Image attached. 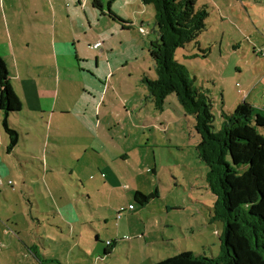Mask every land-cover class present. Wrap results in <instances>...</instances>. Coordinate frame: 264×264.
<instances>
[{
  "label": "rangeland",
  "instance_id": "1",
  "mask_svg": "<svg viewBox=\"0 0 264 264\" xmlns=\"http://www.w3.org/2000/svg\"><path fill=\"white\" fill-rule=\"evenodd\" d=\"M101 1L105 14L110 5L116 16L136 17L139 0ZM139 5L138 22L124 30L95 8L94 27L115 33L106 68L110 62L118 71L108 80L85 74L84 81L63 72L57 108L70 115L49 121L30 110L35 119L27 111L13 119L24 130L15 155L4 153L2 126L0 171L12 174L5 183L0 178V264H152L183 252L219 255L222 224L211 221L214 196L197 157L194 120L175 95L156 110L142 83L156 78L150 50L157 35L153 7ZM196 7L206 8V29L176 58L209 97L217 131L222 114L243 101L264 111V0H197ZM87 51L99 57V50ZM85 66L95 70L96 60ZM134 192L152 200L142 203ZM34 246L42 263L33 259Z\"/></svg>",
  "mask_w": 264,
  "mask_h": 264
},
{
  "label": "trees",
  "instance_id": "2",
  "mask_svg": "<svg viewBox=\"0 0 264 264\" xmlns=\"http://www.w3.org/2000/svg\"><path fill=\"white\" fill-rule=\"evenodd\" d=\"M141 3L153 7L157 35L150 50L156 78L144 77L142 83L156 110L162 112L167 98L175 95L182 113L193 118L198 138L197 157L207 167L206 183L214 196L211 221L222 224L219 255L207 257L183 252L154 264H264V134L261 132L264 111L243 101L232 114L223 113L220 128L213 130L209 97L194 87L195 79H191L187 68L176 58L179 49L198 43V37L206 29V8H197V0H141ZM93 5L102 9L100 0H94ZM108 15L127 23L110 10V5ZM122 28L128 29L125 24ZM258 55L264 57V52ZM21 109V101L11 88L8 69L0 57V111L9 139L8 152L19 141L9 117ZM138 198L142 203L152 200L151 196L137 192L135 199ZM35 249L30 247L42 263Z\"/></svg>",
  "mask_w": 264,
  "mask_h": 264
},
{
  "label": "crops",
  "instance_id": "3",
  "mask_svg": "<svg viewBox=\"0 0 264 264\" xmlns=\"http://www.w3.org/2000/svg\"><path fill=\"white\" fill-rule=\"evenodd\" d=\"M90 1L0 0V57L8 69L11 88L22 104L21 111L9 117L10 126L17 130L19 135L18 144L11 152L7 151L9 139L5 134L7 138L5 142L2 134L4 130H2L3 114L0 111V144L2 146L5 142L6 150L4 153L7 155L13 154L20 143L24 141L22 126L15 125L12 121L24 116L25 111H27V116L32 119L35 117H31L33 113L30 110L40 114L41 119L47 117L49 121L55 115L58 120L59 114L70 115L69 109L63 111L60 105L57 108V100L61 94L60 89L63 83V72L76 71L80 74L78 77L84 81L85 74L93 79L101 77V79L108 80L109 75L114 73V69L115 72L118 71L110 62L106 68L107 59H105V53L107 57L111 55L108 52L109 46L110 48L112 46L109 40L115 33L108 35L110 28L99 31L94 27V21L98 16L93 5L94 0H92V8L89 6ZM140 3L141 0L138 2L135 19L128 15L123 19L117 15L121 20H126L125 25L129 23L127 28L132 29L134 22H138V10H143L142 6L139 5ZM100 12L102 17L108 18V14H105L103 9H100ZM99 21L97 19V22ZM101 41L103 47L92 48L93 45ZM87 48L99 50V57H92V53H89ZM93 59L96 60L95 70L97 72L95 74L93 67L86 71L87 67L85 66L87 63H92ZM67 79L70 81L69 78ZM58 111L59 113L56 114ZM11 171V168L8 171L4 168V171H0V178L2 180L10 178ZM2 182L5 183L6 181L3 180ZM80 182L84 189V183ZM14 191L15 189H13ZM158 191L157 189V193H159ZM83 197L87 201L91 199L90 194L83 195ZM126 222H128L127 219ZM32 256L37 262L33 254ZM44 258L47 259L45 256Z\"/></svg>",
  "mask_w": 264,
  "mask_h": 264
},
{
  "label": "built area",
  "instance_id": "4",
  "mask_svg": "<svg viewBox=\"0 0 264 264\" xmlns=\"http://www.w3.org/2000/svg\"><path fill=\"white\" fill-rule=\"evenodd\" d=\"M141 30H144V29H141ZM101 45H102V43H101V42H98V43H96L95 45H93L92 48H93V49H98V48L101 47ZM8 184H12V182L9 181ZM1 185H3V183L0 181V186H1Z\"/></svg>",
  "mask_w": 264,
  "mask_h": 264
}]
</instances>
